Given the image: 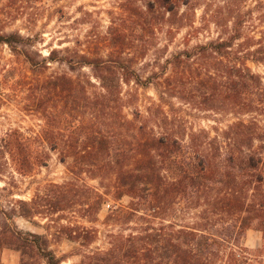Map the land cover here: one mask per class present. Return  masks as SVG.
I'll return each instance as SVG.
<instances>
[{"label":"trees","instance_id":"16d2710c","mask_svg":"<svg viewBox=\"0 0 264 264\" xmlns=\"http://www.w3.org/2000/svg\"><path fill=\"white\" fill-rule=\"evenodd\" d=\"M209 1L120 0L99 42H89L85 51L67 48L65 58L56 49L48 57H34L20 48L26 41L21 35H0V45L24 55L23 81L40 90L43 138L50 149L64 164L74 159V175L89 173L111 183L106 192L88 188L90 222L109 195L116 201L129 197L132 215L144 210L157 217L170 199L200 210L193 226L168 230L162 225L121 235L113 248L88 254L79 264H264V246H245L249 230L264 234V75L249 66H264V0L257 7L263 24L258 36L251 34L258 29L253 11L244 10L248 0H219L222 5L212 14L215 1ZM201 6L202 21H215L224 36L191 46L202 29L194 21ZM186 25L191 30L185 48L146 80L159 103L147 116L137 110L130 119L124 109L138 98L133 89L126 96L124 86L145 82L135 63L150 53L165 27L172 40L174 29ZM55 63L72 72L89 67L96 82L48 74ZM168 66L170 74L164 70ZM173 99L234 120L223 130L215 128V136L189 130L171 106ZM5 142L20 169L32 166L18 131L8 133ZM60 207L56 202L53 211ZM85 231L84 241L90 240L92 231ZM45 245L39 234L26 237L7 222L0 226V256L8 246L21 252L22 264L34 250L45 264H61Z\"/></svg>","mask_w":264,"mask_h":264},{"label":"rangeland","instance_id":"374dc122","mask_svg":"<svg viewBox=\"0 0 264 264\" xmlns=\"http://www.w3.org/2000/svg\"><path fill=\"white\" fill-rule=\"evenodd\" d=\"M119 1L0 0V35H21L26 41L20 48L28 50L34 57H48L49 52L56 49L60 51V58H65L70 55L66 53L67 48L85 51L89 42H99L110 26L112 12L119 11ZM213 1L215 3L211 14L217 9V5H222L219 0L209 2ZM259 1L248 0L244 8L245 11L250 9L254 13L253 24L258 29L252 30L254 32L251 34L255 36H258L257 32L263 26L258 17L261 10L257 8ZM203 13V6L197 8L195 26L202 29L192 39L191 46L224 36L222 27L217 26L215 21L206 24L202 21ZM168 29L169 27H165L159 32L150 53L134 65L137 74L145 81L144 84L124 86L126 96L133 89L132 93L137 94L138 98L133 105L128 104L124 109L130 119H133L137 110L147 116L148 108L159 103L157 90L152 84L147 85L146 80L153 72L162 71L160 66L164 67L173 54L185 48V37L191 30L190 27L186 25L182 29H174L172 40ZM249 66L254 72L264 75L263 65L250 62ZM164 70L167 74L171 73L169 66ZM27 71L24 55L15 54L9 46L1 44L0 226L7 222L11 228L26 237L29 234H39L44 238L45 246L62 259L61 264H79L88 254L106 252L113 248L121 235L127 237L162 225L170 227L168 230H178L181 226H193L200 221V210L188 208L189 204L179 199H170L164 205L162 214L150 217L144 210L132 215L129 197L116 201L109 195L101 213L90 222L88 188L106 192L111 183L89 173L74 175L71 172L74 159L69 157L64 164L60 161V154L50 149L43 138L46 122L40 109V90L37 86L29 87L23 81V74ZM63 73L74 78H91L96 82L89 67L72 72L66 64L55 63L48 70V74ZM28 75L31 76L30 73ZM170 102L175 113L185 120L189 130L204 129L215 136V128L223 130L234 120L231 115L199 110L176 99ZM12 131L20 133V139L27 148L32 164L27 169H20L5 148L6 135ZM56 202L61 206L60 211H53ZM85 230L92 231L90 240L84 241ZM245 246L252 250L263 247V232L249 230ZM36 251L29 252L26 257L28 264H45V260ZM0 258L3 264H22V254L14 247L6 246L1 249Z\"/></svg>","mask_w":264,"mask_h":264}]
</instances>
